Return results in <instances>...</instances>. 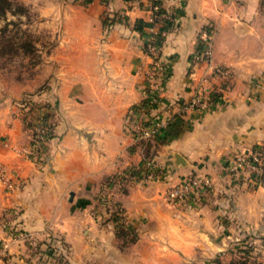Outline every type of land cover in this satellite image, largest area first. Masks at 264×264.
Returning a JSON list of instances; mask_svg holds the SVG:
<instances>
[{
  "label": "crops",
  "instance_id": "1",
  "mask_svg": "<svg viewBox=\"0 0 264 264\" xmlns=\"http://www.w3.org/2000/svg\"><path fill=\"white\" fill-rule=\"evenodd\" d=\"M29 1L40 2L32 19L42 28L41 59L13 86L0 77V165L15 183L6 190L0 181V243L11 240L9 228L36 242L10 241L17 264H229L242 244L264 264V159L256 185L226 170L231 155L264 144V0H162L175 16L153 80L151 27H134L148 12L125 0ZM202 29L226 77L200 60ZM199 83L209 104L189 110ZM145 99V120L165 119L167 131L135 139L126 117ZM21 100L29 102L19 108ZM38 123L48 136L31 158L24 150ZM149 165L156 178L125 184L116 196L128 220L120 228L108 212L115 204L99 199L102 188ZM194 174L211 178L213 189L189 203L164 198Z\"/></svg>",
  "mask_w": 264,
  "mask_h": 264
},
{
  "label": "built area",
  "instance_id": "2",
  "mask_svg": "<svg viewBox=\"0 0 264 264\" xmlns=\"http://www.w3.org/2000/svg\"><path fill=\"white\" fill-rule=\"evenodd\" d=\"M131 8L142 9L148 12L150 18L149 21H154L155 17H158V28L156 24L150 28V34L146 37L145 49L146 52L151 56V65L148 69V76L150 79H156L159 75V59L157 53L160 49L163 38L169 31L173 21L174 12L166 10L162 6V0H125ZM163 10V11H162ZM159 13V15H158ZM156 28V29H155ZM198 45H199V58L202 62L206 63L210 72L214 75L226 77L228 70L225 67L216 65L213 63L212 58V34L209 29H202L198 34ZM199 83L197 88L193 91L192 96L186 103L185 107L189 110H202L209 104V98L205 92V89ZM146 109L144 107H138L135 112L130 111V115L126 117V130L135 139H149L159 137L165 133L167 128V121L159 117H149V120H145ZM48 136V128H45L41 123L34 125L33 127V138L32 142L24 150L25 154L31 158L39 157L42 153L43 145L46 142ZM263 153L264 145H259L247 153L236 154L233 160L228 163L226 170L231 175L238 177L244 183H251L256 185L260 182L262 170H263ZM158 173L154 168L149 165L143 172L137 174L131 168L126 169L120 173L117 177L112 179L108 184L104 185L99 196V199L103 203L108 205L115 204L116 196L124 187L125 184L135 183L138 180H151L156 178ZM0 181L5 184L6 190L14 188V181L7 178L3 167L0 165ZM214 187V183L211 178L205 175H189L186 178L180 180L174 185L170 186L166 193L165 199L169 202H183L193 201L201 190L210 191ZM108 212L112 214L114 212L118 219V222L123 225H128V220L124 216L121 208L116 204L113 208L108 207ZM8 221H6V224ZM4 224V225H6ZM11 231V240L2 241L0 243V264H17L15 259L9 253L10 241L25 240L36 248V242L30 234L15 233V230L9 228Z\"/></svg>",
  "mask_w": 264,
  "mask_h": 264
},
{
  "label": "rangeland",
  "instance_id": "3",
  "mask_svg": "<svg viewBox=\"0 0 264 264\" xmlns=\"http://www.w3.org/2000/svg\"><path fill=\"white\" fill-rule=\"evenodd\" d=\"M34 3L32 4L29 0H13L11 9L14 14L9 13L6 17L0 19V28L4 30L0 33V77L3 81H7L9 86H13L10 80L16 78L18 74L23 73L25 69L30 68L41 59L42 51H40V48L36 49V44L41 43L44 39H42L43 35L41 36L42 28L39 21L32 19L36 15V9H38L40 2ZM29 99L31 98L29 97ZM24 102L29 101L21 100L20 105L16 106L22 108L21 105ZM251 149L231 155L226 164L227 167L236 154L247 153ZM262 159H264V153ZM227 174L240 181L238 177L230 173ZM247 185L252 184L247 183ZM183 202L189 203L190 201L185 200ZM238 246L233 247V249H238ZM241 247L243 246L240 245L239 249Z\"/></svg>",
  "mask_w": 264,
  "mask_h": 264
},
{
  "label": "trees",
  "instance_id": "4",
  "mask_svg": "<svg viewBox=\"0 0 264 264\" xmlns=\"http://www.w3.org/2000/svg\"><path fill=\"white\" fill-rule=\"evenodd\" d=\"M85 1H90V0H85ZM11 8H12V0H0V19L3 18L6 15V13L9 11L13 13ZM158 20H159L158 17H155L154 21H144L142 19H137L135 21L134 27L138 31H143L144 28L151 27L152 25H154V22L156 23ZM149 105H150L149 102L145 99L140 103V105L133 106L131 108V111L135 112L138 109V107H144L145 109H147ZM174 120L176 121V123L181 122V119L178 116H175ZM136 171H139V169ZM114 218L116 219V217ZM122 227L123 225L121 224L120 228ZM242 246L243 247H241L238 251L239 252L238 256L232 259L229 264H256L253 260L255 249H253V247L248 244H242ZM216 264H220V263L216 261Z\"/></svg>",
  "mask_w": 264,
  "mask_h": 264
}]
</instances>
